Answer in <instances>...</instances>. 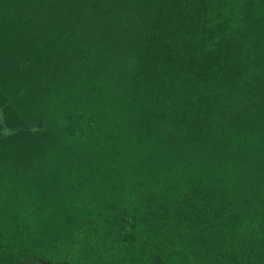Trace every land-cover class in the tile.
<instances>
[{
  "label": "trees",
  "instance_id": "trees-1",
  "mask_svg": "<svg viewBox=\"0 0 264 264\" xmlns=\"http://www.w3.org/2000/svg\"><path fill=\"white\" fill-rule=\"evenodd\" d=\"M0 264H264V0H0Z\"/></svg>",
  "mask_w": 264,
  "mask_h": 264
},
{
  "label": "rangeland",
  "instance_id": "rangeland-1",
  "mask_svg": "<svg viewBox=\"0 0 264 264\" xmlns=\"http://www.w3.org/2000/svg\"><path fill=\"white\" fill-rule=\"evenodd\" d=\"M9 129H10V128H6V129H5V131H7V132H8V131H9ZM6 134H7V133H6Z\"/></svg>",
  "mask_w": 264,
  "mask_h": 264
}]
</instances>
